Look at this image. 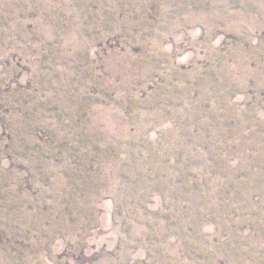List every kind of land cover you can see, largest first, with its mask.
I'll use <instances>...</instances> for the list:
<instances>
[{"label":"rangeland","instance_id":"1","mask_svg":"<svg viewBox=\"0 0 264 264\" xmlns=\"http://www.w3.org/2000/svg\"><path fill=\"white\" fill-rule=\"evenodd\" d=\"M0 264H264V0H0Z\"/></svg>","mask_w":264,"mask_h":264}]
</instances>
